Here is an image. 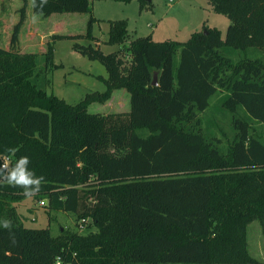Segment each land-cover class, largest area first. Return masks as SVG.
Segmentation results:
<instances>
[{"label":"trees","instance_id":"trees-1","mask_svg":"<svg viewBox=\"0 0 264 264\" xmlns=\"http://www.w3.org/2000/svg\"><path fill=\"white\" fill-rule=\"evenodd\" d=\"M92 1L31 0L42 17L89 14L85 34H52L37 53L19 47L22 0L9 48L0 47V169L4 157L11 168L28 156L44 178L32 197L90 219L96 233L54 237L49 228L25 227L11 204L29 196L0 179V221L11 222L0 226V264H264L245 241L253 219L264 231V142L251 133L252 124L264 126V0H207L230 22L224 39L205 27L186 42L148 35L123 46L127 21L109 22L104 43L120 48L110 54L91 43H99ZM113 1H136L140 10L150 3ZM66 39L107 72L97 77L105 91L75 105L47 93L60 67L54 44ZM115 90L129 94V111H87ZM216 94L215 108L231 117L225 147L201 119ZM4 243L11 253L2 254Z\"/></svg>","mask_w":264,"mask_h":264},{"label":"rangeland","instance_id":"rangeland-1","mask_svg":"<svg viewBox=\"0 0 264 264\" xmlns=\"http://www.w3.org/2000/svg\"><path fill=\"white\" fill-rule=\"evenodd\" d=\"M28 0L26 23L19 36V47L22 52H44V45L50 36L55 34H85L89 14L64 13L52 14L48 17L35 15ZM22 0H0V47L9 48L11 30L18 20V9ZM92 15L99 19L93 25V36L100 41L99 47L104 54L118 51V46H109L104 42L108 38L109 22L127 21L126 46L131 39L152 35L155 41L186 42L191 34L201 32L205 27L216 28L221 32L222 39L229 20L213 12L207 0H151L145 8L140 10L139 3L132 1L128 4L113 0H93ZM74 41L60 40L54 44L53 62L60 65L49 74L51 85L47 88L49 95H54L66 103L75 105L83 100L87 94L103 93L104 84L97 78H107V72L99 62L90 61L72 49ZM80 44H88L85 39L77 40ZM122 46V47H123ZM257 55L260 52L256 51ZM128 63L126 53L121 54ZM238 59V52L232 54ZM123 91H115L109 100L104 103L94 102L87 107L89 113L109 114L129 111V95L127 102L123 98ZM219 94L210 100V107L201 114L206 132L220 140L221 145L231 141L233 131L231 117L226 111L218 110L216 106ZM252 135L264 142V126L252 124ZM46 202V200H43ZM20 222L27 228H49L52 236L76 233L88 235L96 233L91 220L77 221L74 216L64 212H54L41 205V200L25 197L12 203ZM258 219L250 221L245 230L247 252L256 260L264 263V233ZM2 254L11 253L12 249L5 250V243L1 246Z\"/></svg>","mask_w":264,"mask_h":264},{"label":"clouds","instance_id":"clouds-1","mask_svg":"<svg viewBox=\"0 0 264 264\" xmlns=\"http://www.w3.org/2000/svg\"><path fill=\"white\" fill-rule=\"evenodd\" d=\"M43 2L46 3L47 0H43ZM29 165V157L20 156L11 168L5 165L0 169V179L6 181L11 186L21 188L25 196L31 197L40 191L44 178L37 176ZM10 223L8 220H3L0 221V226L8 228L10 227Z\"/></svg>","mask_w":264,"mask_h":264},{"label":"built area","instance_id":"built-area-1","mask_svg":"<svg viewBox=\"0 0 264 264\" xmlns=\"http://www.w3.org/2000/svg\"><path fill=\"white\" fill-rule=\"evenodd\" d=\"M5 165H7L8 168H9V165H10V159L7 158V157H4V158L2 159V165H1V168H3ZM45 203H46V202L41 201V205L44 206ZM56 264H61V260H60V258H57V259H56Z\"/></svg>","mask_w":264,"mask_h":264},{"label":"crops","instance_id":"crops-1","mask_svg":"<svg viewBox=\"0 0 264 264\" xmlns=\"http://www.w3.org/2000/svg\"><path fill=\"white\" fill-rule=\"evenodd\" d=\"M29 3H30V1H29ZM30 6H31V3H30ZM211 9H212V7H211ZM98 20H99V19H98ZM25 23H26V21H25ZM53 34H55V33H53ZM151 36H152V35H151ZM152 38H153V36H152ZM153 40H154V39H153ZM105 41H106V40H105ZM154 41H155V40H154ZM98 44H99V46H101V45H100V41H99ZM115 91H120V92L123 91L122 94H120V95H122L123 98L125 99V101L127 102L128 96H127L126 94H128V93H127L125 90H115ZM115 91H114V92H115ZM114 92H113V93H114ZM113 93H112V96L114 95ZM128 95H129V94H128ZM112 96H111V98H112ZM129 104H130V96H129ZM125 107H126V105H125ZM125 107H124V109H123L124 112H126V111H125Z\"/></svg>","mask_w":264,"mask_h":264},{"label":"water","instance_id":"water-1","mask_svg":"<svg viewBox=\"0 0 264 264\" xmlns=\"http://www.w3.org/2000/svg\"><path fill=\"white\" fill-rule=\"evenodd\" d=\"M147 2H151V0H146ZM153 85L156 86L157 85V81H156V75L153 76Z\"/></svg>","mask_w":264,"mask_h":264}]
</instances>
